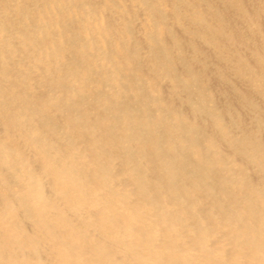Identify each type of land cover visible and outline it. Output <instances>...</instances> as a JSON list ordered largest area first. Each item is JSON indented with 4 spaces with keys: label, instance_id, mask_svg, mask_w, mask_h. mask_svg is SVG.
<instances>
[{
    "label": "bare ground",
    "instance_id": "6f19581e",
    "mask_svg": "<svg viewBox=\"0 0 264 264\" xmlns=\"http://www.w3.org/2000/svg\"><path fill=\"white\" fill-rule=\"evenodd\" d=\"M0 264H264V0H0Z\"/></svg>",
    "mask_w": 264,
    "mask_h": 264
}]
</instances>
